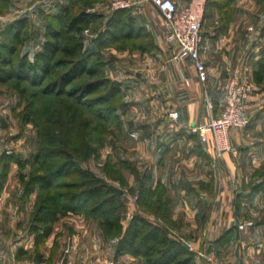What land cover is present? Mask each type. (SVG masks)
<instances>
[{
  "label": "rangeland",
  "instance_id": "374dc122",
  "mask_svg": "<svg viewBox=\"0 0 264 264\" xmlns=\"http://www.w3.org/2000/svg\"><path fill=\"white\" fill-rule=\"evenodd\" d=\"M118 1L120 0L80 2L69 0L70 3H68V0H0V58L8 56V43H11L15 48V52L11 55L14 63L22 55L32 60L34 52L40 48L49 28L44 22H49L54 28L60 27L53 16L61 4H67L70 7L65 21L80 11L89 12L99 18L82 27L80 37L85 41V45L90 44L99 33L104 31L114 10L120 8ZM131 1L135 3L122 8L132 7L134 12L148 16L151 5L149 2ZM220 1L219 8L210 6L209 9L206 8L211 15L209 18L204 17L201 34L211 28H218L222 34L221 37H225L223 39L227 40L231 49H235V57L230 62L232 69H229L221 86L222 95L224 84L232 77L235 70H239L241 78L253 86L252 94H259L260 102L253 107L252 114L246 107L247 101L245 103V109L250 118L246 128H251V123L264 124V81L258 84L253 73L257 68V60L264 57L261 54L264 48V0ZM153 10H155L154 7ZM20 17L26 18L25 26L17 38L12 39L14 30L10 29L9 24ZM136 19L138 23L145 22L142 18ZM150 19L153 24L163 23L161 17L153 19L151 16ZM120 43L118 42L116 46L108 45L106 48L96 49L93 60L101 62L99 67L101 75L121 84L122 98L126 103L123 111H119L124 123L122 131L112 129L111 126L108 129L102 128L88 108L81 107L76 115L70 114L74 120L68 119L69 113L66 111V106L69 112L72 111L71 99L43 94L40 91L41 87L33 86L26 81L11 79L0 83V264H12L16 261L51 262L57 245H60V263L63 261V253L70 247L77 249L80 246V250L87 251L92 250L94 248L92 246H100L104 249L108 244L115 251L118 238L138 212L159 225H163L169 218L171 222L166 221V224L170 227V233L172 234L171 231H173L172 235L179 242L186 244L188 251L194 254L197 264H264V195L258 194L259 204L256 203L257 197L255 200L251 199L250 191L253 181L243 179L240 187L232 192L231 201L234 199L236 203H231L227 210L222 209L216 212L212 207L215 194H211L213 183L210 179L206 185L210 194L203 196L204 199L207 198L203 205L209 209H207L206 220L209 219L208 215L212 211L213 223L220 220L221 224H216V227L212 226L208 230L205 226L206 220L203 226L198 224L204 221V218L200 208L198 210L194 208L203 198L192 193L191 190H189L190 194H180L176 192L172 182L165 184L160 181L167 186L170 195L162 193L158 197L162 200L167 198L169 200L167 205L155 208L152 203L143 202L138 194L136 176L151 172L154 177L155 163H152L153 145L147 142L143 144L144 141L137 135L140 131L143 133L144 124H149L151 128L150 126L158 123L160 118L166 124L176 121L177 118L168 117V112L172 110L168 104L167 95L160 99L155 98L152 92L158 84V78L167 72L166 65L180 61L172 59L174 49L169 42L167 46L170 48L166 45L164 47L167 54L165 56L160 55L154 48L122 50ZM202 43L203 41L200 43L199 54L205 65ZM221 49L224 50V45ZM65 67L54 68L47 80L59 76ZM205 69L207 79L200 81L197 78L201 83L202 91L207 86L210 76V70L206 65ZM81 80L82 78L72 84H77ZM104 90L103 88L98 93H103ZM164 98L167 103L162 102ZM119 100L114 99L110 103L117 104ZM1 119L5 122L4 127L1 126ZM83 121L86 124L85 128L82 125ZM64 124H66V132H63ZM96 124L98 131H102L100 134L102 141L100 143L94 141L89 145L86 143L91 139L89 128ZM62 132L65 147L60 144ZM72 151H75L72 156L76 157L81 168L93 172L106 184L114 185L122 192L118 199L111 197L106 203L105 198L109 196V193H103L97 199L83 198L74 211H68L59 216L53 224L52 233L48 239L36 245L30 227L40 198L60 191L77 192L79 191L78 182L81 179L73 172L65 173L57 177V184L53 189L40 190L34 186L32 191L27 193V178L34 173L44 172L49 167L56 169L66 156L62 153H72ZM232 151L230 145L228 152ZM234 153L237 151L234 150ZM37 154L46 155L44 160L41 159L43 163L41 160L36 161ZM262 166L264 164L260 167ZM223 171L226 176L230 175L226 170ZM182 174L188 177L186 172ZM191 184L192 180L188 182L187 188ZM229 185L234 186L230 178L226 181L227 188H231ZM149 197L151 196H147L145 200ZM140 199H142L141 203ZM142 210L144 211L141 212ZM165 210H168V213L163 222L161 215ZM105 218H113L119 224V227L112 230V238L103 236L101 232L100 221ZM231 227L234 228L233 237L229 238L227 231ZM166 230L169 232L168 229ZM219 236L222 239L217 242ZM58 241L59 244H57ZM196 241H199L197 247L192 244ZM188 245L192 247V250L188 248ZM208 248H210L209 251Z\"/></svg>",
  "mask_w": 264,
  "mask_h": 264
},
{
  "label": "trees",
  "instance_id": "16d2710c",
  "mask_svg": "<svg viewBox=\"0 0 264 264\" xmlns=\"http://www.w3.org/2000/svg\"><path fill=\"white\" fill-rule=\"evenodd\" d=\"M68 3H70L69 0ZM209 6L217 9L221 6V1L206 0L203 20L205 16L209 18V15H211V12H207L206 9ZM69 9L70 7L67 4H61L59 10L53 16L60 24V27L54 28L50 26L49 22H44L46 27L49 28L40 48L34 52L32 60H28L27 57L22 55L14 63L11 55L15 52V48L13 44L8 43V56L0 58V83L11 79L26 81L33 86L41 87L40 91L43 94L63 96L71 99L73 101L71 102L72 111L69 112V108L66 106V111L69 113L68 119L74 120V117H70V114L76 115L81 107L88 108L94 119L102 125V128L108 129L111 126L112 129L122 131L124 123L121 120L119 111H123L126 104L122 98L123 90L120 82L113 81L100 74L99 67L101 62H94L93 60L96 56V49L99 50L100 47L106 48L108 45L116 46L118 42H121L120 49L122 50L133 48L139 50L156 49L152 34L144 24L137 22L132 7L118 8L109 17L104 31L99 33L97 38L92 40L90 44L85 45V41L80 37L82 27L89 25L98 17L89 12L80 11L65 21ZM25 23L26 18L20 17L9 24L10 29L14 30L12 39L17 38ZM59 54L60 56L58 57ZM261 54L264 55V48L261 50ZM256 64L257 68H255L253 73L255 81L259 84L264 81V57L262 56V58L257 60ZM62 66L66 67L60 72L59 76L47 80L54 68ZM80 78H82L81 82L72 84ZM103 88L105 89L104 92L98 93ZM114 99L121 100L117 104L110 103ZM82 125L84 128L86 127L84 121ZM65 126L66 124L63 125V132H66ZM89 131L91 132V139L87 140L86 143L91 145L94 141H97L96 143L102 141L100 138L102 131H98L97 124L92 125ZM63 132L60 135V144L65 147L66 144L64 138H62L64 136ZM262 135H264V128ZM73 153L75 151L62 153L66 156L56 169L49 167L44 172L34 173L27 178V193H30L34 186H37L40 190L53 189L57 184V177H61L65 173L73 172L81 179L78 182L79 191L77 192L60 191L40 198L30 227V232L34 235V243L36 245L43 241L45 242L51 235L53 224L58 220V217L68 211H74L83 198L97 199L103 193H109V196L105 198L106 203L111 197L115 199L120 197V195L115 194L109 188L110 184H106L93 172L81 168L76 157L72 156ZM45 156V154H37L36 161L44 160ZM17 162L19 163V160ZM254 175H258L261 179L251 183V194L264 195V166L260 167L259 170L256 169ZM136 183L138 194L143 199V202L152 203L155 208H159L158 206L160 205H167V202H169L167 198L162 200L158 197L162 193L167 196L170 193L165 184L159 180L154 182L151 172L141 175L137 174ZM147 196L152 198L149 197L148 200H145ZM142 199H140V203ZM199 208L204 221L198 222V224L203 226L208 208L203 204ZM167 213L168 210H165L161 215L163 222L166 220ZM166 221H170V219L168 218ZM166 221L163 225H159L138 212L118 238L115 255L129 254L139 260L140 264H197L194 254L188 251L186 244L179 242L172 235L173 231H171L172 234L170 233V227L167 226ZM100 227L103 236L112 238V230L119 227V224L113 218H105L100 221ZM233 231V227L227 231L229 238L232 237ZM221 239V236H219L216 241L218 242Z\"/></svg>",
  "mask_w": 264,
  "mask_h": 264
},
{
  "label": "crops",
  "instance_id": "0c3cea01",
  "mask_svg": "<svg viewBox=\"0 0 264 264\" xmlns=\"http://www.w3.org/2000/svg\"><path fill=\"white\" fill-rule=\"evenodd\" d=\"M174 1L180 7L184 6L188 0ZM135 16L145 20L144 25L152 34L157 52L160 55H167L164 47L165 45L168 47V43L165 40L163 23L156 22L153 24L150 19L151 16H153V19L161 17L159 13L153 10L152 5H150L148 16L141 15L138 12H135ZM221 36L222 34L218 31V28H211L202 33L201 42L203 41L202 46L204 49L202 56L207 69L210 70V76L204 91H202L201 83L197 79L194 66L189 60L172 62L166 65L167 72L158 78V84L152 93L155 98L160 99L166 94L170 109L177 111L178 117L175 122L170 124H166L160 118L158 123L150 126L151 128H149V124H144L143 133L140 131L137 135L144 141L143 144L147 142L153 145L154 180H159L165 184L172 182L177 193L190 194L189 190H191L192 193H196L200 195V198H203V196H209L210 194L206 185L212 179L213 193L211 194H215L212 207L216 212L229 209L231 203L235 204L234 199L231 201L232 192L240 187L239 185L243 179L254 183L259 181L261 178L255 176L254 171L264 164V135H262L264 124L255 123L253 125L251 123V128L238 131L232 130L230 132V145L233 151L226 152L221 158L215 157L211 142L207 145L200 143L197 134L191 130L194 125L208 123L211 116L219 113L223 103L221 86L229 69H232L230 62L235 57V49H231V45L226 39H223L225 37ZM223 45L224 50L221 49ZM167 101L165 98L162 100L165 103ZM207 102H209L211 108L208 107ZM259 102V94H252L246 103L248 112L252 114L253 107L258 105ZM245 149L247 150L245 151ZM234 150L237 153H234ZM181 169L182 172H186L188 177L183 176ZM223 170H226L230 175L226 176ZM190 176L192 177L190 178ZM229 178L233 180L234 186L229 185L231 188L226 186V181ZM188 179L192 180V184L187 188L188 182L191 181ZM250 197L255 200L259 196L250 194ZM205 200L207 201V198L199 200L194 208L198 210ZM256 203L259 204V198L256 199ZM213 216L214 214L211 211L208 215L209 219L206 220V230L212 226L216 227V224H221L220 220L213 223ZM198 243L199 241H196L192 244L197 247ZM57 244H59V241ZM106 245L104 249L100 246H92L94 248L87 251L80 250V246L77 249L70 247L63 253L61 263L60 245H57L51 262L26 263L16 261L12 264H139L136 258L128 254L116 257L114 248L111 245Z\"/></svg>",
  "mask_w": 264,
  "mask_h": 264
},
{
  "label": "built area",
  "instance_id": "2783aa9c",
  "mask_svg": "<svg viewBox=\"0 0 264 264\" xmlns=\"http://www.w3.org/2000/svg\"><path fill=\"white\" fill-rule=\"evenodd\" d=\"M149 2L162 18L165 29V40L173 46L172 59L175 61L190 60L193 63L197 78L207 79L204 63L200 59L201 29L206 0H189L178 7L174 0H145ZM131 0H120L118 7H129ZM171 46V47H172ZM253 92V86L242 79L239 70L223 86V103L217 115L211 116L208 123L192 127L202 144L211 142L215 157L221 158L230 151V132L244 129L250 121L245 103ZM209 108L211 105L207 102ZM175 110L168 112L170 119L177 118ZM192 250V247L188 245Z\"/></svg>",
  "mask_w": 264,
  "mask_h": 264
},
{
  "label": "water",
  "instance_id": "95a60500",
  "mask_svg": "<svg viewBox=\"0 0 264 264\" xmlns=\"http://www.w3.org/2000/svg\"><path fill=\"white\" fill-rule=\"evenodd\" d=\"M1 126L4 127L5 126V122L3 119H1ZM109 188L117 195H120L122 190L114 185H109ZM210 248H208V251H209Z\"/></svg>",
  "mask_w": 264,
  "mask_h": 264
}]
</instances>
